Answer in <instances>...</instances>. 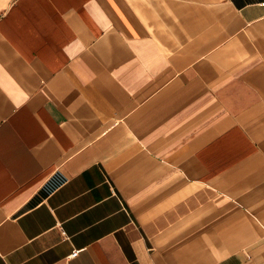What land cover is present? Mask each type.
Returning <instances> with one entry per match:
<instances>
[{
  "label": "crops",
  "instance_id": "0c3cea01",
  "mask_svg": "<svg viewBox=\"0 0 264 264\" xmlns=\"http://www.w3.org/2000/svg\"><path fill=\"white\" fill-rule=\"evenodd\" d=\"M262 1L0 0V264H264Z\"/></svg>",
  "mask_w": 264,
  "mask_h": 264
},
{
  "label": "built area",
  "instance_id": "2783aa9c",
  "mask_svg": "<svg viewBox=\"0 0 264 264\" xmlns=\"http://www.w3.org/2000/svg\"><path fill=\"white\" fill-rule=\"evenodd\" d=\"M260 5L264 7V1L260 2ZM79 253L78 250H74L71 254H70V257H75L77 256Z\"/></svg>",
  "mask_w": 264,
  "mask_h": 264
}]
</instances>
